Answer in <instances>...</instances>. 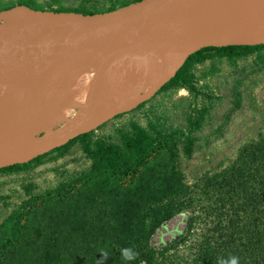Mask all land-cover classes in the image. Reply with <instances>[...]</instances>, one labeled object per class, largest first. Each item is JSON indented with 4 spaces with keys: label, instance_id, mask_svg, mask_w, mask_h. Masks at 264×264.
I'll return each mask as SVG.
<instances>
[{
    "label": "trees",
    "instance_id": "trees-1",
    "mask_svg": "<svg viewBox=\"0 0 264 264\" xmlns=\"http://www.w3.org/2000/svg\"><path fill=\"white\" fill-rule=\"evenodd\" d=\"M132 1L102 0L86 9L64 7L60 0H48L46 6L17 0L0 9L26 4L93 13ZM250 55L264 61V43L205 46L161 90L195 89L191 70L196 63H235ZM199 119L189 116V123L198 126ZM117 132L115 141L93 138L90 131L53 149L62 154L78 143L90 167L44 192L27 187L26 198L0 222V264H231L233 258L238 264H264V136L243 145L226 167L188 184L178 167L175 132L137 123ZM191 145L185 135L187 154ZM42 156L0 172L28 170ZM183 211L190 212L183 232L159 244L155 233ZM198 223L199 239L180 255L176 250ZM122 249H130L133 258L124 259Z\"/></svg>",
    "mask_w": 264,
    "mask_h": 264
},
{
    "label": "rangeland",
    "instance_id": "rangeland-1",
    "mask_svg": "<svg viewBox=\"0 0 264 264\" xmlns=\"http://www.w3.org/2000/svg\"><path fill=\"white\" fill-rule=\"evenodd\" d=\"M48 0H38L46 6ZM67 8L93 9L102 0H60ZM17 0H0V7ZM3 22V21H2ZM0 22V24L2 23ZM195 89L175 87L160 90L143 105L106 121L93 129V138L117 140L118 129L137 123L144 127L172 133L179 138L178 167L188 184L202 175L212 174L233 161L239 149L264 136V61L250 55L229 63L225 59H208L193 65ZM74 110L68 112L72 115ZM200 117L198 126L189 123ZM53 123V122H52ZM180 133H183L181 135ZM38 133H32V138ZM185 135L192 139L191 152L184 149ZM55 149V148H54ZM31 168L18 172H0V222L31 193L44 192L60 182L77 177L90 167L91 160L78 143L60 154L53 149L42 154ZM189 211L173 218L172 228H178ZM202 223L190 231L176 252H188L199 239ZM162 230L157 239L168 234Z\"/></svg>",
    "mask_w": 264,
    "mask_h": 264
},
{
    "label": "water",
    "instance_id": "water-1",
    "mask_svg": "<svg viewBox=\"0 0 264 264\" xmlns=\"http://www.w3.org/2000/svg\"><path fill=\"white\" fill-rule=\"evenodd\" d=\"M258 1L229 0L225 11L191 0H136L93 13L40 9L26 4L0 9V22L18 18L41 22L45 26L38 35L16 45L0 61V81L18 70L14 85L0 104V153L9 139L13 121L17 118L27 123L31 129L47 133L55 139L57 143L54 149L92 131L117 115L137 108L157 94L176 75L190 55L205 46H211L204 44L209 30L244 19ZM149 26L157 29L173 26V32L153 36L147 31ZM93 34H98L99 46L95 47L97 52L102 51L107 37L123 34L133 35L141 43L148 45H162L173 41L180 43L165 73L121 92L89 119L66 117L67 122L74 124L71 127H63L61 120L56 124L51 123L36 107L51 85L55 58L64 45L77 39L84 40ZM84 45L89 48L92 43L84 42ZM173 223L168 222L166 228L171 229Z\"/></svg>",
    "mask_w": 264,
    "mask_h": 264
},
{
    "label": "bare ground",
    "instance_id": "bare-ground-1",
    "mask_svg": "<svg viewBox=\"0 0 264 264\" xmlns=\"http://www.w3.org/2000/svg\"><path fill=\"white\" fill-rule=\"evenodd\" d=\"M191 1L219 11H225L229 5V0L222 3L220 0ZM44 28L41 22L18 18L4 20L0 24V61L16 45L32 39ZM147 31L153 36L172 33L173 26L159 29L149 26ZM84 42H91L92 46L85 48ZM179 43L148 45L130 34L107 37L101 52L95 51L99 46L98 34L68 43L55 58L51 85L36 109L51 123L61 120L63 127L74 125L65 120L70 110H74L70 116L77 120L89 119L121 92L165 73ZM261 43H264V0H259L244 19L209 30L204 44ZM17 71L0 81V104L14 85ZM32 133L38 134L28 138ZM56 143L49 134L35 131L17 118L0 153V167L27 162L50 151Z\"/></svg>",
    "mask_w": 264,
    "mask_h": 264
},
{
    "label": "flooded vegetation",
    "instance_id": "flooded-vegetation-1",
    "mask_svg": "<svg viewBox=\"0 0 264 264\" xmlns=\"http://www.w3.org/2000/svg\"><path fill=\"white\" fill-rule=\"evenodd\" d=\"M186 221H187V216H186V218H184L183 222L180 224L181 226H179V227H181V228L178 227V228L169 229L170 231L168 234H166L163 237L158 238V239H157V235L160 231H157L154 235L156 241L160 244L161 242L165 243V242L169 241L170 239L176 237L180 232H183V230L185 229Z\"/></svg>",
    "mask_w": 264,
    "mask_h": 264
},
{
    "label": "clouds",
    "instance_id": "clouds-1",
    "mask_svg": "<svg viewBox=\"0 0 264 264\" xmlns=\"http://www.w3.org/2000/svg\"><path fill=\"white\" fill-rule=\"evenodd\" d=\"M130 251H131L130 249H122L121 250V253H122V256L124 257V259L127 260V259H132L133 258V256L129 254ZM104 258L105 259L107 258V254L106 253L104 254ZM231 264H238L237 258H233L231 260Z\"/></svg>",
    "mask_w": 264,
    "mask_h": 264
}]
</instances>
